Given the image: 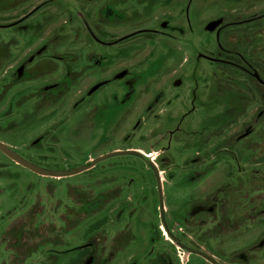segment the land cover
<instances>
[{
    "label": "rangeland",
    "instance_id": "rangeland-1",
    "mask_svg": "<svg viewBox=\"0 0 264 264\" xmlns=\"http://www.w3.org/2000/svg\"><path fill=\"white\" fill-rule=\"evenodd\" d=\"M260 78L264 0H0V264H264Z\"/></svg>",
    "mask_w": 264,
    "mask_h": 264
},
{
    "label": "water",
    "instance_id": "water-1",
    "mask_svg": "<svg viewBox=\"0 0 264 264\" xmlns=\"http://www.w3.org/2000/svg\"><path fill=\"white\" fill-rule=\"evenodd\" d=\"M0 150H2L5 154H7L9 157H11L16 162L22 164L25 167L30 168L33 171H36V172H38L40 174H53L52 172H48L45 169H42V168H39V167H36V166L30 164L29 162H27L26 160H24L23 158L18 156L11 148L6 146L2 142H0Z\"/></svg>",
    "mask_w": 264,
    "mask_h": 264
},
{
    "label": "flooded vegetation",
    "instance_id": "flooded-vegetation-1",
    "mask_svg": "<svg viewBox=\"0 0 264 264\" xmlns=\"http://www.w3.org/2000/svg\"><path fill=\"white\" fill-rule=\"evenodd\" d=\"M258 82L264 83V82L261 80V78H260V81H258ZM149 154H150V153H149Z\"/></svg>",
    "mask_w": 264,
    "mask_h": 264
}]
</instances>
